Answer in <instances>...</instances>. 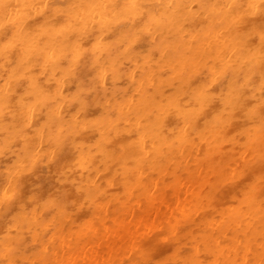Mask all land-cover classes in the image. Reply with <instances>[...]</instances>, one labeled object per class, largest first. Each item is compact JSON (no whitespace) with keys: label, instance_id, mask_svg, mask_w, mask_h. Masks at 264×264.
Listing matches in <instances>:
<instances>
[{"label":"bare ground","instance_id":"bare-ground-1","mask_svg":"<svg viewBox=\"0 0 264 264\" xmlns=\"http://www.w3.org/2000/svg\"><path fill=\"white\" fill-rule=\"evenodd\" d=\"M0 264H264V0H0Z\"/></svg>","mask_w":264,"mask_h":264}]
</instances>
